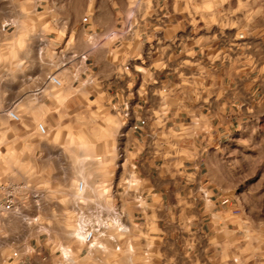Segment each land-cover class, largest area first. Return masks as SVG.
I'll list each match as a JSON object with an SVG mask.
<instances>
[{
  "label": "rangeland",
  "instance_id": "obj_1",
  "mask_svg": "<svg viewBox=\"0 0 264 264\" xmlns=\"http://www.w3.org/2000/svg\"><path fill=\"white\" fill-rule=\"evenodd\" d=\"M79 1L113 2L114 17L103 16L101 27L92 30L98 36L91 47L108 42L120 75L124 79L134 73L138 84L142 56L137 47L148 39L146 31L154 48L181 61L187 60L182 52L193 42V28L196 33L218 34L232 27L213 15L202 23L193 18V1L201 3L197 12L202 15L213 11L209 3L221 0H0V184L15 187L20 207L19 215L0 214V264H71L65 256L72 264H128L126 250L116 253L107 242L106 252H90L78 240L76 185L86 181L90 193L106 195L111 206L128 213L137 207L134 194L153 187L143 177H159L156 169L142 172L135 162L131 122L121 119L109 100H96L93 77L82 74L85 68L77 72L63 66L65 55L69 59L74 54H67L68 46L51 48L52 59L46 57L50 39L68 36L70 27L63 18ZM246 1L264 5V0ZM174 36L182 45L171 56ZM51 73L58 74L64 86L35 95ZM183 85L182 100L190 105L193 88L187 79ZM44 95L51 100L48 106L41 103ZM14 107L20 123L7 116ZM40 123L48 129L45 136L37 132ZM203 139L187 130L166 129L161 136L165 147H192L193 141ZM212 142L220 149L208 164L204 161L200 174L213 182L216 195L229 194L235 207L239 198L253 202L254 193L264 188L259 183L264 177V120L236 125L230 136L213 137Z\"/></svg>",
  "mask_w": 264,
  "mask_h": 264
},
{
  "label": "crops",
  "instance_id": "obj_2",
  "mask_svg": "<svg viewBox=\"0 0 264 264\" xmlns=\"http://www.w3.org/2000/svg\"><path fill=\"white\" fill-rule=\"evenodd\" d=\"M210 4L213 11L202 16L197 12L201 3L193 1L196 22L213 15L232 27L218 34L196 33L193 28V42L182 52L187 60L181 61L154 48L146 31L148 39L137 47L142 56L140 84L134 73L123 79L108 42L91 47L103 16L114 17L113 2L73 5L63 18L70 27L68 36L50 39L46 50L47 59L53 57L51 48L63 44L67 54L87 56L82 74L93 77L96 100H109L121 119L131 122L130 148L141 171L158 172L155 179L143 177L153 187L141 191L142 207L128 212L134 245L133 253L125 249L128 264H264V188L254 193L251 203L236 199L235 207L229 194L216 195L213 182L200 174L204 161L208 164L220 149L213 147V137H228L236 125L264 120V5L246 0ZM172 40L171 56L182 45L175 36ZM186 79L193 88L190 105L182 100ZM41 103L48 106L51 100L44 95ZM166 129L187 130L204 139L193 141L192 147H165L161 136ZM167 152L172 155L167 157ZM259 183L264 184V177Z\"/></svg>",
  "mask_w": 264,
  "mask_h": 264
},
{
  "label": "built area",
  "instance_id": "obj_3",
  "mask_svg": "<svg viewBox=\"0 0 264 264\" xmlns=\"http://www.w3.org/2000/svg\"><path fill=\"white\" fill-rule=\"evenodd\" d=\"M63 60V66L72 67L77 72L85 68L88 61L86 55L78 54H72L69 59L64 57ZM49 86L61 88L64 86V82L58 74L51 73L46 77L42 87L35 91V95L42 94ZM7 116L15 123H20L22 120L19 111L15 107L7 111ZM37 132L45 136L48 133V129L44 124L40 123L37 126ZM15 194V187L13 185L0 184L1 215L20 214V207ZM76 195L79 200L74 206L77 215V229L82 234V243L88 250L90 252H106V243L108 242L113 245L116 253L123 252L125 249L133 253L134 245L131 236L133 225L128 213L124 212L121 208L111 206L106 195L90 193L87 183L83 180L79 181L76 185ZM134 197L137 207L141 208L144 194L137 191Z\"/></svg>",
  "mask_w": 264,
  "mask_h": 264
},
{
  "label": "bare ground",
  "instance_id": "obj_4",
  "mask_svg": "<svg viewBox=\"0 0 264 264\" xmlns=\"http://www.w3.org/2000/svg\"><path fill=\"white\" fill-rule=\"evenodd\" d=\"M84 182H86V181H84ZM87 183V182H86ZM88 185V184H87ZM77 196V195H76ZM79 200H78V197H77V200H76V203L78 202ZM79 232V235H80V239L78 238V240H80V241H82L83 240V237H82V234L80 233V231L77 229L76 230V232ZM102 247H104V246H102ZM68 254V253H67ZM65 259H66V261L68 262V263H73L72 262V260L70 259V257H68V256H65Z\"/></svg>",
  "mask_w": 264,
  "mask_h": 264
}]
</instances>
